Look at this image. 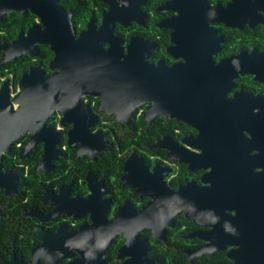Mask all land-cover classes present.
Wrapping results in <instances>:
<instances>
[{
    "label": "flooded vegetation",
    "instance_id": "obj_1",
    "mask_svg": "<svg viewBox=\"0 0 264 264\" xmlns=\"http://www.w3.org/2000/svg\"><path fill=\"white\" fill-rule=\"evenodd\" d=\"M57 3L73 79L50 44L19 54L33 26L46 39L41 17L0 15L26 23L0 29V92L19 110L22 79H40L1 161L7 246L30 250L5 264H71L85 246H107L102 264H264V0Z\"/></svg>",
    "mask_w": 264,
    "mask_h": 264
},
{
    "label": "water",
    "instance_id": "obj_2",
    "mask_svg": "<svg viewBox=\"0 0 264 264\" xmlns=\"http://www.w3.org/2000/svg\"><path fill=\"white\" fill-rule=\"evenodd\" d=\"M28 10L43 19L46 26L43 33L45 34L44 36L46 39L40 40V26H33L29 29L27 37H25L26 39H29V45L23 46V49L19 54L25 53L34 56L38 53V47L40 43L46 45L50 44L52 45L53 50H57L56 58L53 63H56L58 60H62V63H64L67 67L71 66V64L72 66H75L74 68L71 67L70 71H67L69 68L67 70L64 69L62 74H67L69 79H73V75L70 73L72 70H77V72L81 74L83 59L80 61V58L77 57L76 60L72 62V59L69 57V55L65 54V49L68 47L66 46L68 43V38H74L75 31L72 27L69 13L65 12L64 9L58 5L57 0H0L1 16L5 13H13L15 11L25 13ZM24 36L25 35L22 32L19 37L20 40H18L17 43H20L22 37ZM8 48L6 47V49ZM15 56L16 55H14L12 58ZM52 67L55 68V66ZM62 79L63 78H61V81ZM35 80L36 78L32 77V75H30L28 78L25 76L22 79L21 85L23 91L19 96L20 98L22 97V99H19V103L21 104V108L19 110H14L13 105L8 102V90L6 89L8 83H6L4 89L0 92V98L2 96L6 98L3 100L0 99V170L1 161L4 158V155L11 153L14 141H16L22 135L21 130L23 131V129H26L28 128L27 126H29L26 121L31 119V117L28 116L29 112L27 111V108H29V110L33 113L40 111V79L37 82L38 85H30L31 82ZM59 80L60 78L57 80L53 75L47 78L46 82L54 84L52 82ZM8 117L9 120L16 121V124L11 126L6 125L5 121L2 120ZM6 138L7 140L5 141ZM2 186L7 189V193H11L12 185L8 187V185L2 183ZM258 216L264 220V213H259ZM93 219V223L91 224L93 227H98L99 225L106 223L105 217L97 216L95 213L93 215ZM106 247L107 246L99 248L98 250H91L89 246H85L83 247L85 252H83L80 248H76V250L82 253L83 257L78 262L71 264H102L101 258L103 252L106 250ZM62 250L64 254V248H62ZM244 251L245 249H243V255ZM253 251L261 252V248H254ZM52 254L55 256V258H58V260L64 257L62 253Z\"/></svg>",
    "mask_w": 264,
    "mask_h": 264
},
{
    "label": "trees",
    "instance_id": "obj_3",
    "mask_svg": "<svg viewBox=\"0 0 264 264\" xmlns=\"http://www.w3.org/2000/svg\"><path fill=\"white\" fill-rule=\"evenodd\" d=\"M36 16L34 14H31L29 16V24L34 21V18ZM26 18V17H25ZM27 20V19H26ZM28 20V21H29ZM28 23V22H27ZM9 26V27H8ZM3 27H8L7 30V39L12 38L15 36L20 28H25L26 23L24 19L21 18V16L13 15V16H5L3 19H0V29H5ZM3 35H0V42L4 41L5 39L3 38ZM6 39V40H7ZM7 208L4 207L0 211V264H5V262L9 259V253L14 251V252H21L23 254L30 253V250L28 248L25 249H19V248H12L7 246V243H10V241H16V237L14 236L13 231L9 230V217L6 216L7 214ZM6 213V214H5Z\"/></svg>",
    "mask_w": 264,
    "mask_h": 264
}]
</instances>
